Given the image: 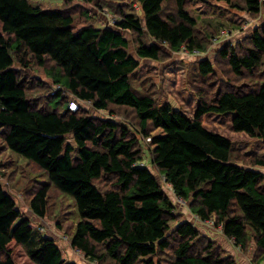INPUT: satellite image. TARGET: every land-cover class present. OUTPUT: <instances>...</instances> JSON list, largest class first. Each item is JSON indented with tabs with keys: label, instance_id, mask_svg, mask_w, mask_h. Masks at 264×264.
<instances>
[{
	"label": "trees",
	"instance_id": "obj_1",
	"mask_svg": "<svg viewBox=\"0 0 264 264\" xmlns=\"http://www.w3.org/2000/svg\"><path fill=\"white\" fill-rule=\"evenodd\" d=\"M103 1L96 0L97 6L107 4L105 11L116 15L113 23L97 25L95 16L86 14L87 23L78 27L69 0L63 9L51 10L30 0H0V142L47 176L31 198V210L45 216L52 185L72 196L78 221L71 247L97 264H236L190 222L178 223L171 232V222L178 220L175 204L143 165L136 129L151 138L152 164L175 196L189 202L200 218L215 217L243 249L252 237L264 261V173L245 166L231 140L207 129L202 119L232 114L236 132L264 141V21L244 42L221 46L215 62L196 58L199 102L190 115L151 94L138 95L131 77L152 74L141 72L146 64L141 60L161 61L166 47L207 52L216 38L208 27L214 21L202 17L198 4L212 0ZM213 1L264 20V0ZM169 2L173 5L166 8ZM132 3L140 6V14ZM124 32L137 35L135 55ZM223 63L237 76L259 73L261 80L248 90L214 89L209 79ZM35 65L56 87L46 109L34 96L36 82L24 74ZM72 100L80 104L76 111L68 107ZM87 101L91 104L85 108ZM112 105L127 106L135 116L127 124L93 113L115 114ZM154 130L160 133L151 135ZM252 161L264 168V157ZM105 177L114 180L113 187L96 183ZM169 250L172 256L164 257ZM26 262L78 264L65 259L55 238L34 232L0 182V264Z\"/></svg>",
	"mask_w": 264,
	"mask_h": 264
},
{
	"label": "rangeland",
	"instance_id": "obj_2",
	"mask_svg": "<svg viewBox=\"0 0 264 264\" xmlns=\"http://www.w3.org/2000/svg\"><path fill=\"white\" fill-rule=\"evenodd\" d=\"M103 1V0H102ZM120 2L129 3L128 0H119ZM35 6L41 7L43 10L63 9L65 7V0H30ZM108 3L109 1H103ZM198 4L199 12H202L203 18L212 16L210 20L214 21V25H208L210 29L216 34V38L210 41L208 51L201 54H191L183 48L179 52H172L168 47L164 49L165 55L161 61L141 60L144 67L141 72L152 70V74L145 77H139L138 73L131 77L132 87L138 95L151 94L158 103H171L174 107L184 110L190 115L194 114L197 108L199 97L196 96L194 87L196 75L194 74L195 63L199 56H209L215 62L216 52L226 43L236 44L249 37L254 28L259 26L263 20L261 15H248L231 8L223 2L213 1L208 3ZM133 4V3H132ZM166 8H171L173 2L166 3ZM104 7L97 6V2L92 1L86 4L84 0H69L67 7L69 11L74 14L76 23L79 26L86 24L87 16L90 14L95 16V24L106 26L112 24V18H115L114 13L108 14L105 11L107 4ZM125 6H129L126 4ZM192 6H194L192 4ZM110 9V6L108 7ZM133 10L140 14V6L133 4ZM220 22V23H219ZM125 36L130 41V52L135 55L136 37L134 33L124 32ZM244 42V41H243ZM242 42V43H243ZM148 43V42H147ZM24 74L30 79H34L37 88L34 96L45 104L42 107L46 109L47 102L50 95L55 91L54 83L49 79L44 68L34 66L26 68ZM48 81V87H42L38 79ZM261 80L259 73L252 75L251 73H244L237 76L233 73L227 63L216 68V73L210 77L208 85L217 89L221 86L223 89L248 90L258 84ZM202 86V85H201ZM207 86V85H206ZM210 92V91H209ZM32 93V95H33ZM208 94V93H206ZM32 96V97H34ZM34 97V98H35ZM65 97L70 99L65 93ZM210 98L212 96H203ZM83 107L87 108L85 103ZM111 108L115 110V114H107L102 111H94V115L105 116L113 118L117 122L129 123L131 117L135 116L133 109L127 106L112 105ZM92 110V109H91ZM130 115V116H129ZM232 114L218 115L206 114L203 116L204 126L214 132L220 133L229 138L232 142L233 150L242 158V163L247 167L258 168L264 173V168H260L253 163V159L257 157H264V141L258 138H252L243 132H236L232 126ZM133 121V119H132ZM131 121V123H132ZM137 136L141 139V148L143 149V165L148 166L158 181L162 184L163 189L171 197L175 204V211L178 220L171 222V232L175 226L180 222L192 223L206 239L209 238L215 242L223 255L235 260L236 264H264L263 260H259L260 254L255 241L250 238L246 249L238 245L234 239L227 237L223 232V226L217 225L216 218L202 219L195 215L190 208L187 201L179 200L172 191V187L165 181L164 176L160 174L158 169L152 164V148L151 138H145L139 131L135 129ZM160 133V130L151 131V135ZM47 180L46 173L34 162L26 160L8 149L0 142V182L6 187L24 215L31 220L32 227L36 234H44L52 236L56 239L63 251V255L67 261H75L78 264H97L86 258L81 251H75L71 247V237L75 231L76 223L78 221V209L75 199L63 192H61L54 185L50 186L48 194L47 211L44 217L37 216L33 213L30 207L32 196ZM114 180L111 177H105L97 180L96 183L102 189H109L113 187ZM173 245H175L172 239ZM21 254L19 253V257ZM172 256V250L167 251L164 257ZM25 264H29L26 262Z\"/></svg>",
	"mask_w": 264,
	"mask_h": 264
},
{
	"label": "built area",
	"instance_id": "obj_3",
	"mask_svg": "<svg viewBox=\"0 0 264 264\" xmlns=\"http://www.w3.org/2000/svg\"><path fill=\"white\" fill-rule=\"evenodd\" d=\"M111 20H112V23H113L114 18H112ZM192 54H201V52H199V51H195V52L192 53ZM86 103H87V104H91V102H89V101H87ZM68 107H69L70 110H72V111H76V110H78V109L80 108V104H79L77 101L72 100L71 102H69ZM179 200H182V199L180 198ZM182 201H183V200H182Z\"/></svg>",
	"mask_w": 264,
	"mask_h": 264
}]
</instances>
